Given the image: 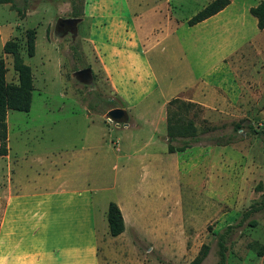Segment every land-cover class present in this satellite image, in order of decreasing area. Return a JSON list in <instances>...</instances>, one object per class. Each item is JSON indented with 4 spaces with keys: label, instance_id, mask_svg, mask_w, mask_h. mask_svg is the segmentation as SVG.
Here are the masks:
<instances>
[{
    "label": "rangeland",
    "instance_id": "obj_1",
    "mask_svg": "<svg viewBox=\"0 0 264 264\" xmlns=\"http://www.w3.org/2000/svg\"><path fill=\"white\" fill-rule=\"evenodd\" d=\"M12 1L13 6L0 4L5 82L17 83L13 58L2 51L6 41L14 40L31 69L33 91L28 112L6 114L9 154L0 157V221L9 188L19 195L15 210L30 216L54 213L58 199L75 202L81 196L92 202L101 264H189L203 244L209 252L201 264H217V234L228 226L224 264H264V212L252 213L236 226L252 204L264 199V136L259 133L264 126V74L250 72L252 65L260 69L264 57L253 54L249 44L263 42L264 32L259 33L248 10L261 0H233L224 20L216 23L227 28L223 56L233 51L221 66L219 81L213 78L216 91H204L207 107L198 102L203 96H198L197 85L200 73L214 62L185 56L178 42L191 33L187 20L212 0H169L167 5L165 0H116L141 14L142 23L161 25L154 34L165 36L146 51L159 88L128 111V127L119 128L105 115L125 103L113 96L85 39L87 1ZM155 7L162 13L152 20ZM73 8L82 10L84 20L75 38L58 36L57 20L73 18ZM165 16H171L169 25ZM26 30L35 32L32 57L26 54ZM83 68L91 69V84L72 77ZM174 98L201 108L185 114L198 139L180 154L167 152L166 108ZM172 110L180 114L179 108ZM227 137L232 143L215 145L217 138ZM133 143L136 150L145 149L132 155ZM143 152L150 157H142ZM109 203L119 207L126 226L117 237L108 232ZM36 232L31 223L29 236Z\"/></svg>",
    "mask_w": 264,
    "mask_h": 264
},
{
    "label": "crops",
    "instance_id": "obj_2",
    "mask_svg": "<svg viewBox=\"0 0 264 264\" xmlns=\"http://www.w3.org/2000/svg\"><path fill=\"white\" fill-rule=\"evenodd\" d=\"M86 1L85 20L89 28L85 39L95 57L99 73L106 77L113 96L125 103V106L119 108L127 112L129 119L128 111L138 109L159 88L158 76L146 51L147 47L158 44L159 39L165 41V36L162 34H154V31L161 25L155 27L142 23L141 14H138L137 17L131 8L127 7V4L121 7L120 4L117 5L116 0ZM165 3L167 5L169 0H165ZM232 6L233 0H230L223 10L205 21L193 26H188L186 22L192 37L189 34L185 39L182 38L181 42H178L185 56L214 62L206 71L200 73L203 75L198 79V96H203L198 97V102L204 107H207L204 102V91L209 90L208 95L216 91L215 85L221 76V66L233 51L229 50L223 56V46L227 47L225 44L227 38L222 40V35L226 33L227 28L226 25L224 27L216 26L217 22L224 20V15ZM166 11H168L167 8ZM161 13L160 7L159 9L155 7L151 10L150 17L154 20L153 18H157ZM165 18L169 25L172 21L171 16H165ZM208 26L214 28L211 34L206 31ZM258 31L259 33L264 32V30ZM166 36H169V32H166ZM249 44L253 54H260L264 57V41L259 44L253 41ZM246 70L247 68H244L242 72ZM261 71L264 74V60L260 69L255 70L252 65L250 72L260 74ZM231 72L232 69L230 74ZM213 78H217V81H214ZM192 86L194 83L184 87ZM245 86L252 94L250 84L245 82ZM163 104L162 106H164ZM142 109H144L143 112L148 110L144 106ZM115 126L119 128V126ZM124 127H128V125ZM154 130L158 132L157 129ZM131 149L135 150L132 155H136L145 148L136 150L133 143ZM142 157L150 156L143 152ZM8 191L10 193L9 195L7 193L8 196L5 199L6 213L0 221V264H101L97 229L94 225L90 200L88 203L81 196H79L80 199L74 198L75 202L70 199H58L54 202L56 207L54 213L45 212L37 215L33 213L30 216L24 209L21 212L15 210V207L20 206L19 198H17L19 195L12 192L11 188ZM73 197H77V195ZM64 208L69 210L66 211ZM31 223L37 230L33 236H29Z\"/></svg>",
    "mask_w": 264,
    "mask_h": 264
},
{
    "label": "trees",
    "instance_id": "obj_3",
    "mask_svg": "<svg viewBox=\"0 0 264 264\" xmlns=\"http://www.w3.org/2000/svg\"><path fill=\"white\" fill-rule=\"evenodd\" d=\"M10 3L13 6L12 0H0V4ZM230 0H212L196 14H194L188 21V26H193L206 19L214 16L223 10ZM249 13L256 19L257 29L264 30V0H261L256 6L249 9ZM82 10L73 8V18H80ZM26 54L32 57L35 52V32L26 30L25 41ZM2 51L4 54L11 55L13 58V69L17 74L16 85L6 84L5 82V67L2 59H0V157L6 156L7 148V128H6V114L8 110L28 112L31 105L32 91H33V76L31 69L26 65L20 55L19 47L16 41H6L3 45ZM180 109V114L173 112V107ZM196 108L200 111V107L191 102H184L174 98L168 102L166 108V138H167V152L170 154L181 153L191 147L192 143H196L198 134L196 128L191 120H186L185 114ZM237 131V129H235ZM264 136V126L259 132ZM180 141V146H175L173 143ZM231 137L217 138L215 145L225 146L232 143ZM259 211L264 212V199L255 202L252 206L243 213L241 221L236 226H239L244 219H247L252 213ZM106 220L108 232L111 237H117L124 231L123 216L119 207L115 203H109L106 211ZM251 226L255 222H250ZM231 226H228L224 232L217 234V264H224L226 259V240ZM209 252V246L203 244L197 256L189 264H201Z\"/></svg>",
    "mask_w": 264,
    "mask_h": 264
},
{
    "label": "water",
    "instance_id": "obj_4",
    "mask_svg": "<svg viewBox=\"0 0 264 264\" xmlns=\"http://www.w3.org/2000/svg\"><path fill=\"white\" fill-rule=\"evenodd\" d=\"M81 22V18H67L58 19L56 22L55 30L58 36L71 33L72 38H75L77 34V25ZM77 81L84 84H91L92 82V71L90 68H83L75 71L72 75ZM106 119L119 126L127 125L128 115L127 112L119 107L111 108L105 115Z\"/></svg>",
    "mask_w": 264,
    "mask_h": 264
},
{
    "label": "flooded vegetation",
    "instance_id": "obj_5",
    "mask_svg": "<svg viewBox=\"0 0 264 264\" xmlns=\"http://www.w3.org/2000/svg\"><path fill=\"white\" fill-rule=\"evenodd\" d=\"M69 34H71V33H69ZM71 37H72V35H71Z\"/></svg>",
    "mask_w": 264,
    "mask_h": 264
}]
</instances>
